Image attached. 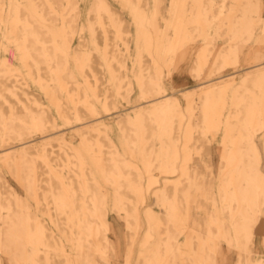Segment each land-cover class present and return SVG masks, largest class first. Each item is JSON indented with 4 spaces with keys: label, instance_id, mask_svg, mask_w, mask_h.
I'll return each mask as SVG.
<instances>
[{
    "label": "bare ground",
    "instance_id": "bare-ground-1",
    "mask_svg": "<svg viewBox=\"0 0 264 264\" xmlns=\"http://www.w3.org/2000/svg\"><path fill=\"white\" fill-rule=\"evenodd\" d=\"M234 254L264 264V0H0V264Z\"/></svg>",
    "mask_w": 264,
    "mask_h": 264
},
{
    "label": "rangeland",
    "instance_id": "rangeland-1",
    "mask_svg": "<svg viewBox=\"0 0 264 264\" xmlns=\"http://www.w3.org/2000/svg\"><path fill=\"white\" fill-rule=\"evenodd\" d=\"M127 16V15H126ZM129 108H127V106H124V111H128ZM108 119H113L115 120L116 118V115H112L111 117H107ZM72 134V131H70L68 133V137L69 138H72L73 136H70ZM77 139H75L76 141ZM212 152H213V161H214V164H215V170L217 171L218 169V163H219V160H220V151H219V145L217 143H215L212 147ZM17 187H18V190L20 192H23L20 188V186L18 184H16ZM114 219V223L116 225V230L117 232L115 234H112V237H114L117 241H120V258L119 260L120 261H123V257L126 253V249H127V230H126V226H125V223L123 221V219H121L120 217L118 216H115L113 217ZM263 237V233H259V239H261ZM261 250H263V248H261ZM235 260H236V255L234 254L232 256V261H231V264H234L235 263ZM120 263V262H119Z\"/></svg>",
    "mask_w": 264,
    "mask_h": 264
},
{
    "label": "crops",
    "instance_id": "crops-1",
    "mask_svg": "<svg viewBox=\"0 0 264 264\" xmlns=\"http://www.w3.org/2000/svg\"><path fill=\"white\" fill-rule=\"evenodd\" d=\"M194 84H195V83H194ZM194 84H192V86H193ZM127 108H129V109H130V107H128V106H127Z\"/></svg>",
    "mask_w": 264,
    "mask_h": 264
}]
</instances>
